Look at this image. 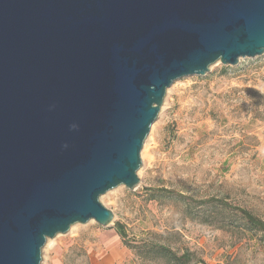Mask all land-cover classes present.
Instances as JSON below:
<instances>
[{"label": "water", "instance_id": "1", "mask_svg": "<svg viewBox=\"0 0 264 264\" xmlns=\"http://www.w3.org/2000/svg\"><path fill=\"white\" fill-rule=\"evenodd\" d=\"M264 54V0H0V264L109 226L168 88Z\"/></svg>", "mask_w": 264, "mask_h": 264}, {"label": "rangeland", "instance_id": "2", "mask_svg": "<svg viewBox=\"0 0 264 264\" xmlns=\"http://www.w3.org/2000/svg\"><path fill=\"white\" fill-rule=\"evenodd\" d=\"M141 159L134 190L121 185L100 197L114 221L77 223L49 238L42 264H165L147 257L153 244L189 250L198 264H264L262 232L244 229L239 216L226 228L192 219L180 197L200 207V199L216 196L264 220V54L237 65L217 61L206 75L176 80ZM150 188L173 193L151 200ZM130 244L142 246V255Z\"/></svg>", "mask_w": 264, "mask_h": 264}, {"label": "trees", "instance_id": "3", "mask_svg": "<svg viewBox=\"0 0 264 264\" xmlns=\"http://www.w3.org/2000/svg\"><path fill=\"white\" fill-rule=\"evenodd\" d=\"M149 191L151 200H157L164 195L173 193V190L170 189L157 190L156 188H150ZM180 197L182 198L181 201L185 204L187 215L192 219H200V221L205 224L216 223L219 224L221 228H226L234 224L233 220L229 219V217L239 216L240 222L237 223H239L240 226L249 231L262 232L264 235V220L248 208L229 203L225 199L216 196L200 199V207H196V205L187 201L185 195L180 194ZM205 204H208V207L203 206ZM116 230L120 236H125L122 232V224L119 222L116 223ZM127 247L141 254L140 250L142 246L130 244L127 245ZM148 253H151L146 254L151 260H162L165 264H198V262H192L193 253L191 251L186 250L180 254L178 251L164 244H153L150 250H148Z\"/></svg>", "mask_w": 264, "mask_h": 264}]
</instances>
